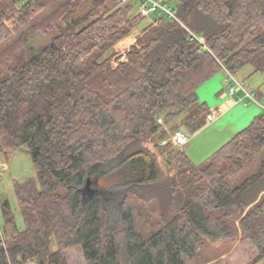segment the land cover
Instances as JSON below:
<instances>
[{
  "label": "trees",
  "instance_id": "1",
  "mask_svg": "<svg viewBox=\"0 0 264 264\" xmlns=\"http://www.w3.org/2000/svg\"><path fill=\"white\" fill-rule=\"evenodd\" d=\"M165 1L177 18L158 11L115 67L145 18L134 0H0V153L27 146L37 172L15 183L23 228L3 199L0 264H69L73 248L87 264H188L238 231L257 250L245 264L264 259V112L199 164L167 141L207 125L197 90L215 74L264 70V0ZM116 160L111 184L88 186Z\"/></svg>",
  "mask_w": 264,
  "mask_h": 264
},
{
  "label": "rangeland",
  "instance_id": "2",
  "mask_svg": "<svg viewBox=\"0 0 264 264\" xmlns=\"http://www.w3.org/2000/svg\"><path fill=\"white\" fill-rule=\"evenodd\" d=\"M168 5L171 6V4ZM138 8L139 6L138 4H136L134 9L135 14L138 13ZM158 13L159 12L157 11L150 17H145L129 36H127L116 45V51L119 55H121V57L119 61H113V65L115 67L118 66L120 61L126 60V53L131 45L136 42V38L140 34L142 28L145 27L148 23L152 22V20L157 17ZM235 78L243 86H245L250 93L257 95V99H254L251 102L245 99L243 101H240V103L257 104L261 107V112H264V70L255 72L253 65L248 64L237 71V73L235 74ZM231 85L238 86L236 88L237 91L242 90L235 80L226 82L224 84V89L226 91L229 90ZM244 92L245 91L242 90L240 94H244ZM238 95L239 94L235 96V100ZM185 114L186 112L182 113L180 117L174 120V123H178L181 125V119ZM180 128L184 129L185 132H189L188 130H186L187 128L184 125H181ZM196 135L197 133H191L190 144L182 148V150H184L190 157H192L190 152L198 155L195 156L198 157V160H196L198 162H194L196 164H199L204 161L209 155L213 154L216 151V148H213L214 150L208 149L204 154L201 153L198 150L202 149V139H204V134L199 135L197 138L195 137ZM145 143L149 151L155 155L157 166L160 170L161 175L163 177H167L168 175L170 176L174 174L177 170V164L174 163L165 154H163V152L161 151V149H159L155 142L148 141ZM174 147H177V145L173 144V146H171L170 148L173 149ZM168 148L169 147L167 146L164 147L165 150ZM261 161V155L253 158L249 163H247L241 174L233 179V184H241L247 177L257 173ZM120 163L121 160H116L115 163L111 162L101 164L97 168H95L92 172L93 175L89 180V187L92 186L93 188H101L111 184L112 178L106 181L107 176L110 175V172L111 174L114 173L119 167ZM0 167H2L3 169L2 175L0 177V226L3 224L2 202L4 198H7L10 201L11 210L14 214L17 225L20 228H23L24 219L16 195L15 183L23 182L29 178L37 180L36 168L28 147L23 146L21 148L11 149L9 150L8 154H5V152H1ZM94 176L98 177L99 181L101 180L100 183L94 179ZM81 193L83 195L84 201L88 202L90 199L88 197L87 191L85 190ZM256 255V247L249 240L243 239L241 232L238 231L232 238L221 239L214 242L205 240V245L200 250L196 259L188 262V264H230L232 261H237V264H245ZM68 259L69 264H87L85 255L80 248L70 249L68 251ZM258 264H264V259L261 260Z\"/></svg>",
  "mask_w": 264,
  "mask_h": 264
},
{
  "label": "crops",
  "instance_id": "3",
  "mask_svg": "<svg viewBox=\"0 0 264 264\" xmlns=\"http://www.w3.org/2000/svg\"><path fill=\"white\" fill-rule=\"evenodd\" d=\"M226 82H229V75L226 70H222L207 80L197 90L199 99L209 106L210 114L213 115V119H208L205 127L194 132L197 133L196 138L204 134L202 149H197L203 154L208 149L216 148L217 150L261 113V107L257 104L236 102L235 96L240 94L242 90H236L235 94H230L229 90L226 91L224 89ZM179 129L181 128L179 127ZM181 130L185 131L184 129ZM173 144L175 143L173 142ZM189 144L190 142L187 146ZM190 154L194 161L198 160V157H195L198 155L192 152Z\"/></svg>",
  "mask_w": 264,
  "mask_h": 264
},
{
  "label": "built area",
  "instance_id": "4",
  "mask_svg": "<svg viewBox=\"0 0 264 264\" xmlns=\"http://www.w3.org/2000/svg\"><path fill=\"white\" fill-rule=\"evenodd\" d=\"M121 2H127L130 0H119ZM136 2V4H138L139 8H138V12L143 16V17H150L153 13L160 11L162 13H166L171 17H175L176 16V11L168 5V3L165 0H134ZM228 72V71H227ZM229 75V81H237V84L241 87V89L244 92V94H239L236 97V102H240L243 100H248L249 102L253 101L254 99H257L256 94H252L250 93L245 86H243L238 80H236L235 75L231 74L228 72ZM233 84V83H232ZM238 86L235 85H231L229 88V92L230 94H235L236 93V88ZM208 119L212 120L213 119V115L212 114H208ZM159 121L161 123H163V120L160 118ZM191 131L189 132H185L181 129H177L174 132L171 133L170 137H168L167 141H172L175 143V145H177L178 148H180L182 150V148L186 147L187 144L190 142L191 140ZM166 142V141H165ZM3 169L2 167H0V177L2 175ZM2 237V236H1Z\"/></svg>",
  "mask_w": 264,
  "mask_h": 264
},
{
  "label": "water",
  "instance_id": "5",
  "mask_svg": "<svg viewBox=\"0 0 264 264\" xmlns=\"http://www.w3.org/2000/svg\"><path fill=\"white\" fill-rule=\"evenodd\" d=\"M89 183H90V182H88V186H89Z\"/></svg>",
  "mask_w": 264,
  "mask_h": 264
}]
</instances>
